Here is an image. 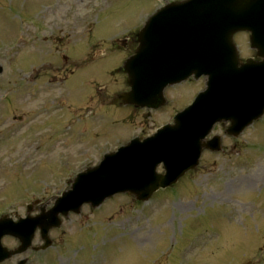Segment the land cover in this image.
I'll use <instances>...</instances> for the list:
<instances>
[{
  "label": "rangeland",
  "instance_id": "obj_1",
  "mask_svg": "<svg viewBox=\"0 0 264 264\" xmlns=\"http://www.w3.org/2000/svg\"><path fill=\"white\" fill-rule=\"evenodd\" d=\"M165 1L0 0V106L5 108L4 111L0 108V121L19 117L30 106L35 109L38 103L52 97L53 110L58 107L56 99L61 96L72 107L67 108L71 111L62 107L51 118L45 115L33 121L20 135L19 138L33 135L28 141L30 144L42 134L48 154L36 159L41 166L28 174L34 179L24 176L26 170L21 172L24 188L14 184L21 178L18 175L7 177L13 184L6 191V198L0 194L1 213L23 217L20 203L25 199L28 204L34 202L25 192L33 190L38 194L35 178L47 182L56 172H63L62 158L71 172L94 166L99 155L105 152L106 143L114 149L131 136L151 135L170 122L176 109L185 108L179 107L189 102L190 99L185 101L191 94L202 89V79L168 88L169 105L157 112L128 108L131 112L118 109L111 102L114 93L125 89L124 76L116 70L129 54L115 49L114 40L139 30ZM55 4L59 6L47 13L44 26L39 32H32L41 23L38 15L53 9ZM45 25H50L52 31L45 32L50 30ZM26 32L28 38H21ZM16 35H20V40L15 42ZM55 38L72 46L69 68L77 62L79 45L85 39L95 49L107 48V42H112L113 48L104 51V55L97 54L96 61L102 64L97 66L95 62L92 68L80 70L70 84L48 85L40 77H48L45 75L52 71H49L52 63L59 64ZM238 44L243 46L241 38ZM8 47L13 51L7 57L2 52ZM243 54L249 53L243 49ZM96 70L104 72L103 76L95 81L86 80L89 85L83 91L87 89L92 97L96 83L105 88V93H100L98 101L87 98L80 102L79 96L84 95L80 82L89 74L95 75ZM64 73L56 80L71 78ZM35 78L37 85L26 91L30 85L24 79L30 84ZM32 92L35 99L26 103L22 96ZM35 114L39 117V113ZM122 117L130 122L121 121ZM213 135L222 139V153L204 152L197 171L181 180L172 192L159 193L146 204H137L131 197L121 195L108 200L98 210L84 207L80 216H70L60 230L50 234L53 244L48 254L27 253L9 264L25 258L27 264H264V188L255 189L264 180V117L237 141L225 137L220 126L214 128ZM47 183V187L54 188V193L43 189L40 197L56 193L57 187ZM36 242L40 243L39 239ZM3 244L14 246L9 240Z\"/></svg>",
  "mask_w": 264,
  "mask_h": 264
},
{
  "label": "water",
  "instance_id": "obj_2",
  "mask_svg": "<svg viewBox=\"0 0 264 264\" xmlns=\"http://www.w3.org/2000/svg\"><path fill=\"white\" fill-rule=\"evenodd\" d=\"M250 1L192 0L189 3L165 8L139 32L137 35L139 46L134 56L124 66L131 92L122 96L121 100L139 108L160 107L163 103L161 94L166 85L178 83L191 75L195 78L202 74L209 76L210 85L206 94L197 100L193 108L181 115L174 126L160 133L163 140L153 142L155 145L170 143L168 139L179 137L178 142L194 147L193 154L182 165L172 162L170 155L159 159L155 153L134 154L133 157L131 154H120L100 167L89 170L82 177L85 178L84 183H77L74 191L58 200L48 214L34 220L21 221L17 225L0 221V239L5 235H11L21 239L23 243L18 251L8 254H5V250L0 246V263L25 251L36 228L40 227L42 234L47 235L51 227L59 226L58 215L77 211L84 203H90L96 207L116 191L128 192L144 200L159 187L164 188L175 183L186 171L197 164L201 141L214 123L230 121L231 128L228 133L237 136L245 127L261 117L264 110V65L257 66L254 74L245 79L246 84L238 89L231 86L230 80L237 81L241 77L244 79L245 75L230 72L219 79V65L212 62H199L197 59L199 51L192 41L195 39L192 38L193 34H196L203 24L210 29L224 30L218 42L221 50L229 55L224 64L232 63L234 68L237 59L232 46L233 34L239 30H250L252 33L250 26L258 22L252 19L253 10L257 9L258 5L254 6L256 0L253 1L254 3ZM218 9L225 10L226 15L222 16V12L217 11ZM212 10L214 13L208 12ZM191 33L193 34L189 35ZM252 41L253 46L259 42L255 34ZM169 49L172 55L168 61ZM173 56L185 58L180 61L172 58ZM225 100L232 103L230 111L218 108L217 104ZM188 122L191 124L186 125ZM184 132H188V136L194 137L195 140L187 137ZM178 158L179 156L176 159ZM162 161L168 175L156 177L153 175V169ZM73 202L77 203L74 209L63 206L64 203L71 205ZM23 235H25L24 239ZM48 245L46 244L45 247Z\"/></svg>",
  "mask_w": 264,
  "mask_h": 264
},
{
  "label": "flooded vegetation",
  "instance_id": "obj_3",
  "mask_svg": "<svg viewBox=\"0 0 264 264\" xmlns=\"http://www.w3.org/2000/svg\"><path fill=\"white\" fill-rule=\"evenodd\" d=\"M1 133V131H0ZM7 133V132H6ZM9 137H0V183H3L4 180L2 177H5L8 173V168L11 167L12 162L19 165L24 156V152L18 149H12L10 144ZM10 240V239H5Z\"/></svg>",
  "mask_w": 264,
  "mask_h": 264
}]
</instances>
